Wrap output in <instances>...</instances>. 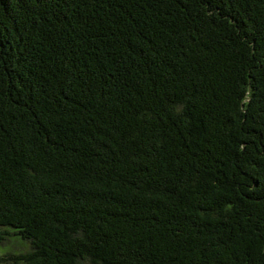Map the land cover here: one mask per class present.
I'll use <instances>...</instances> for the list:
<instances>
[{"label": "trees", "instance_id": "16d2710c", "mask_svg": "<svg viewBox=\"0 0 264 264\" xmlns=\"http://www.w3.org/2000/svg\"><path fill=\"white\" fill-rule=\"evenodd\" d=\"M0 264H264V0H0Z\"/></svg>", "mask_w": 264, "mask_h": 264}, {"label": "rangeland", "instance_id": "374dc122", "mask_svg": "<svg viewBox=\"0 0 264 264\" xmlns=\"http://www.w3.org/2000/svg\"><path fill=\"white\" fill-rule=\"evenodd\" d=\"M30 249L29 244L18 240L15 237H11L8 240L6 239L5 241L0 243V258L9 254H20V253H25Z\"/></svg>", "mask_w": 264, "mask_h": 264}]
</instances>
